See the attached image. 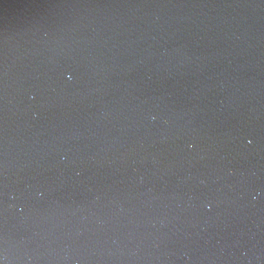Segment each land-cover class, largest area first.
<instances>
[{
	"label": "water",
	"instance_id": "95a60500",
	"mask_svg": "<svg viewBox=\"0 0 264 264\" xmlns=\"http://www.w3.org/2000/svg\"><path fill=\"white\" fill-rule=\"evenodd\" d=\"M0 264H264V0H0Z\"/></svg>",
	"mask_w": 264,
	"mask_h": 264
}]
</instances>
